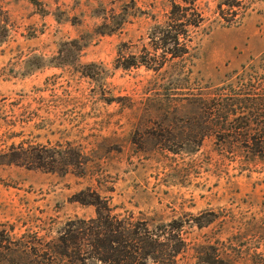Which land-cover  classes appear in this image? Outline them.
<instances>
[{
	"label": "rangeland",
	"instance_id": "rangeland-1",
	"mask_svg": "<svg viewBox=\"0 0 264 264\" xmlns=\"http://www.w3.org/2000/svg\"><path fill=\"white\" fill-rule=\"evenodd\" d=\"M263 57L264 0H0V264H103L126 222L136 264H264V151L233 149L264 105L211 103Z\"/></svg>",
	"mask_w": 264,
	"mask_h": 264
},
{
	"label": "trees",
	"instance_id": "trees-1",
	"mask_svg": "<svg viewBox=\"0 0 264 264\" xmlns=\"http://www.w3.org/2000/svg\"><path fill=\"white\" fill-rule=\"evenodd\" d=\"M189 26H194L196 27L197 26V23H193V24H188V25H185V27H189ZM172 58H177L176 55H172ZM264 58V57H263ZM262 58V59H263ZM252 88L253 90L254 89H261V94L260 95H252V96H249V95H241V94H234V95H231V96H228V97H217L215 100L213 99L211 101V103H214V104H217V105H220V104H225V106H240V105H244L246 103H250V104H258V105H261L263 106L264 105V88H262L260 85L258 87H250ZM246 96V97H245ZM213 105V104H212ZM232 112L231 114L235 113L233 111H230ZM224 114L226 115V117L228 116V113L227 112H224ZM225 119V117H224ZM226 120V119H225ZM236 121L238 122L239 119H236ZM251 127H248L247 129H244V128H241V127H234V128H230V127H223L222 130H219V131H213V133L215 135H221V132H223V134H227V135H233V134H236L238 133L239 130H244V135H250L248 134V132L251 131L250 129ZM255 132V131H254ZM254 141V140H253ZM233 149L238 151H243V152H250L253 154V157L256 156L255 154L261 152V151H264V144H261V145H258V144H248V143H243V142H238L237 144L233 145ZM264 154V153H263ZM96 201H95V204H88L94 208H99V203H100V198L99 196H96ZM99 212L97 211L96 212V220H94L92 222L95 223L97 222L98 220L100 221L99 223L102 224V226L104 228H106V233L107 236L108 235H121L122 233H119L116 228L115 230H112V227L115 225L118 226L117 224V218L115 217H110V210L104 206L103 210L108 212V215L106 216V219H103V216L101 215L100 213V209H98ZM110 221V223L108 222ZM126 225H124V227H126L123 231V233H127V236H123L124 240L122 241L121 243V240H117L115 238H113V240H109L108 241V244H107V250H108V255L107 256H104L103 258L100 257L98 258H94L95 261H98V262H102L103 264L104 263H110V264H120L121 263V260L122 258H124L123 260V263H125V261H127L129 264H136L134 263L135 261H132V260H135V258H139V259H146L149 257V254L147 253V250L144 249V244H143V248H142V243H143V240L146 239L149 237V232L146 230L143 234L141 233H138L137 231H134L132 230L133 229V226L132 224H128L127 222L125 223ZM123 226V225H122ZM120 226V227H122ZM101 234H98L96 233L94 236L96 238H98ZM0 238H3L2 235L0 234ZM144 238V239H143ZM7 240V243L9 246H12V247H17V245L11 241H9L8 239ZM59 242H64V240L60 239ZM157 243H153V245H150V248H153V247H157V245H155ZM112 245H117V247L119 248H113ZM123 247V251H120V248ZM62 256V254H59ZM114 258H117V259H114ZM153 261H155V258H152ZM127 264V263H126Z\"/></svg>",
	"mask_w": 264,
	"mask_h": 264
}]
</instances>
